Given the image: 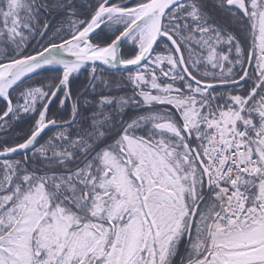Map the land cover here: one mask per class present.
<instances>
[{
	"label": "snow or ice",
	"instance_id": "obj_1",
	"mask_svg": "<svg viewBox=\"0 0 264 264\" xmlns=\"http://www.w3.org/2000/svg\"><path fill=\"white\" fill-rule=\"evenodd\" d=\"M0 264H264V0H0Z\"/></svg>",
	"mask_w": 264,
	"mask_h": 264
}]
</instances>
